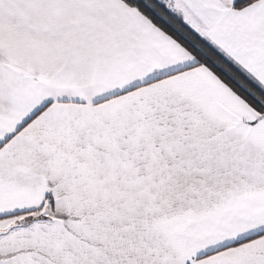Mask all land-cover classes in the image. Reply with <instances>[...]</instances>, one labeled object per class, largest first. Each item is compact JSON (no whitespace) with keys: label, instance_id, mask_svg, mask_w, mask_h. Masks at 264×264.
<instances>
[{"label":"snow or ice","instance_id":"obj_1","mask_svg":"<svg viewBox=\"0 0 264 264\" xmlns=\"http://www.w3.org/2000/svg\"><path fill=\"white\" fill-rule=\"evenodd\" d=\"M0 264H264V0H0Z\"/></svg>","mask_w":264,"mask_h":264}]
</instances>
